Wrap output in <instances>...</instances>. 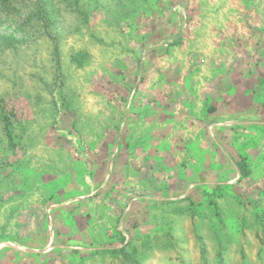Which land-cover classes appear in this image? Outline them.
<instances>
[{"label":"rangeland","instance_id":"1","mask_svg":"<svg viewBox=\"0 0 264 264\" xmlns=\"http://www.w3.org/2000/svg\"><path fill=\"white\" fill-rule=\"evenodd\" d=\"M0 264H264V0H0Z\"/></svg>","mask_w":264,"mask_h":264},{"label":"crops","instance_id":"2","mask_svg":"<svg viewBox=\"0 0 264 264\" xmlns=\"http://www.w3.org/2000/svg\"><path fill=\"white\" fill-rule=\"evenodd\" d=\"M231 88L234 89L228 91ZM239 88L240 86L238 85H230L227 89L221 87L211 91L214 99H208V106L210 107L206 108L203 123H207V127L210 128L212 134L215 133L217 135L220 129L228 124L233 125L238 123V121L233 122L235 120L245 119L254 123L260 121L255 120V118L258 115L257 110L262 107V104L259 102L262 97L261 90L252 92L250 89L249 94H246V92L240 91ZM50 230L52 234L47 244L49 247L55 245L56 241H58L57 239H59L56 230L54 228Z\"/></svg>","mask_w":264,"mask_h":264}]
</instances>
